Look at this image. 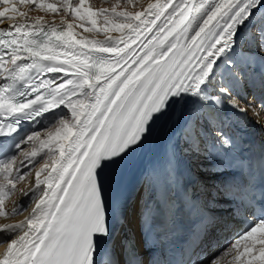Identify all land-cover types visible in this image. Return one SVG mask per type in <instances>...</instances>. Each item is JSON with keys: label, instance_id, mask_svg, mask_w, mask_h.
Returning <instances> with one entry per match:
<instances>
[{"label": "snow or ice", "instance_id": "6c2138e0", "mask_svg": "<svg viewBox=\"0 0 264 264\" xmlns=\"http://www.w3.org/2000/svg\"><path fill=\"white\" fill-rule=\"evenodd\" d=\"M137 4L114 0L110 8H97L88 0H0V135L61 105L71 113L70 119L54 117L43 134L22 136L14 145L18 154L0 159V218L20 213L23 204L12 199L17 194L33 199L22 220L0 223V243L7 241L0 264H97L101 253L102 264H119L103 247L113 235L107 191L155 116L169 105L193 113L202 102L227 103L241 113L252 107L250 102L242 107L227 86L216 95L208 89L218 67L231 81L251 67L250 50L237 52L238 37L244 44L255 42L264 57V0ZM32 8L53 19L30 16ZM77 28L102 38L80 35ZM47 73L65 75L57 82L45 79ZM185 134L195 143L201 136L198 122L189 121ZM215 135L221 145L229 144L223 133ZM41 154L44 161L36 167ZM27 165L32 170H25ZM236 169L238 178L222 182L223 193L254 197L252 163L237 161ZM25 181L27 191L18 187ZM259 184L264 199V160ZM123 252L125 264H143L130 242ZM228 255L230 264H264V216L237 233L222 254ZM208 264H222V257Z\"/></svg>", "mask_w": 264, "mask_h": 264}, {"label": "bare ground", "instance_id": "6f19581e", "mask_svg": "<svg viewBox=\"0 0 264 264\" xmlns=\"http://www.w3.org/2000/svg\"><path fill=\"white\" fill-rule=\"evenodd\" d=\"M49 2L57 3V0H49ZM114 2V0H88V5L93 7H105L110 8L111 3ZM148 0H138L137 7L140 5H146ZM154 2V0H153ZM59 6V5H58ZM21 10H26V6H20ZM30 16H37V15H44L46 19H53V14L48 13L45 14L44 12L39 11L36 8H32L29 11ZM59 14L55 15V19L58 22L59 21ZM102 23V21L98 18V24ZM85 27H90V25L85 22ZM245 34L248 33V29L243 30ZM77 32L80 35L84 36H95L96 38H102V34L98 33H89L85 32L83 28H77ZM113 35H118V33H113ZM79 38V36H77ZM250 50L249 52H257V45L255 42H251L248 44H244L241 42V38H237V52L241 49ZM258 53V52H257ZM56 79H59V75H55ZM214 85H211L208 89L209 95H216L218 94V89L221 86H227L231 89L232 94L237 96V99L240 101V104L242 107L246 106L249 102L251 103L252 107L249 108V110L246 113H241L235 108L230 107L227 103H222L221 105L217 106L214 104V102H202L197 107L199 108L198 113H193L190 109H185L181 111V109L177 106L169 105L168 110L163 114L159 115L157 114L155 118L150 122L149 125V131L145 135L143 142L140 143L141 145L139 151L138 147H134L130 152H128V158L125 163H120L118 168L115 171V178L111 183V186H109V189H113V193L116 192L117 197H120L122 199L124 198H130L127 199L130 205L134 206L136 209L139 207L140 202L137 195H143L146 196V198H150L152 196V189L149 188V184H152V178L150 176L149 170L146 166V164L138 165V160H140V157L149 156L150 153H145L143 151V147L146 144L151 143V147L154 142L159 141L160 147L162 149V154L166 156V158L171 163H176L180 167H182L185 172L188 173V176L190 177L191 183L193 184V188L196 192H199L204 195V199L202 201V207L207 208L206 201L207 197L212 196L211 201H215L216 203L224 202L223 199L220 198L219 192L217 191V185L213 188V190H207L203 189L201 185H203V182L200 180L195 179V171L198 168V164L190 161L187 158V155H183L182 148L183 144H188L189 142H192L185 134V129L188 127L189 121H197L198 122V130L201 133L200 138L197 140L201 142L203 146L208 147L210 149V153L205 156L206 161L199 164H209V166L212 168V165L216 167L217 173H213V177L216 178L217 183H219L223 175L231 176V175H238L237 172L229 171L227 170V165L224 160L225 154H230L232 156H236V149L235 146H233L231 142L232 136L236 135V132L232 133L231 128V119L228 118L225 114V111L229 110L232 111V113L235 116H238L239 118L243 119L246 122L254 121L256 126V133L261 135L264 140V111L261 109L263 108V105L261 104V101L264 100V81L262 77L258 75L257 70L254 67H250L242 79L239 81H231L228 77L227 73H223L221 75V69L217 68V75L214 78ZM243 82L246 84L244 85ZM249 85V86H248ZM247 86V88H246ZM55 115L56 118L60 116H64L65 118L70 119L71 113L70 110L64 106L61 105L58 108H55ZM56 119L52 124L49 126H52L55 124ZM203 127V129H200ZM52 128V127H50ZM37 129V126L35 125L32 129V132ZM49 129V128H47ZM43 130H39L42 134L44 133ZM221 132L223 133L222 138H227L229 140V144L227 146L221 145L220 141L217 140L215 133ZM206 133H209V136H206ZM193 143V142H192ZM196 143V142H195ZM28 145V144H27ZM192 145V144H191ZM201 145V146H202ZM190 146V145H189ZM186 147V146H185ZM30 150V146L26 148ZM188 150V149H187ZM208 151V150H207ZM44 156L41 154L40 157L37 158V162L35 164L36 167H39L40 163H43ZM32 165H27L25 170H32ZM46 173H42L45 175ZM238 178V176H237ZM33 183H34V173L31 177ZM209 181V180H208ZM214 182V180H213ZM210 181L209 185L213 183ZM132 185L131 194L127 195V192H124L126 186ZM29 184L27 181L23 182L22 184L18 185V187H22L27 191L29 188ZM210 189V188H209ZM211 193V194H210ZM13 200L17 202H21L23 204V208L21 209L20 213L18 215L9 217L8 221H5L3 218H0V223L4 222H13L22 220L24 216L29 214V211L31 207L33 206V199L32 196L29 195L28 197L24 198L21 197L19 194H17L15 197L12 198ZM210 201V202H211ZM208 202V200H207ZM7 205L9 208L13 207L12 201H8ZM135 209V210H136ZM217 212L222 213L221 218L224 219V213H229L226 216V226L227 232L230 231L232 228L238 229L239 226L237 223V220L234 218V209L227 208L226 206H221L218 208ZM224 221V220H223ZM243 222L244 220H239ZM238 221V222H239ZM223 222H221V225ZM131 224L128 225L130 227ZM222 228V227H221ZM225 230L222 231V234L225 236L224 242L228 237L226 236ZM221 234L218 236V238L215 241H220ZM6 240L3 243H0V254L3 253L4 247L6 244ZM232 242V241H230ZM230 244H227L226 248L222 251L221 254H219L216 257H222V264H230L231 262V256L228 255V259H226V256H222L223 253L229 248ZM105 250L111 251L113 255L116 253L117 247L115 245V242L112 237H109L108 240L104 243ZM228 247V248H227ZM219 246L217 245L216 248L211 249L210 254H215V252H219L220 249H218ZM208 254L200 260L198 263H204L207 260ZM102 257L103 253L99 254L97 256V264H102ZM215 258V257H214ZM206 259V260H205Z\"/></svg>", "mask_w": 264, "mask_h": 264}, {"label": "rangeland", "instance_id": "374dc122", "mask_svg": "<svg viewBox=\"0 0 264 264\" xmlns=\"http://www.w3.org/2000/svg\"><path fill=\"white\" fill-rule=\"evenodd\" d=\"M243 84L245 85L246 83L245 82H243ZM249 86V85H248ZM246 88H247V86H246ZM50 127H52V126H49L48 128H50ZM47 129V128H46ZM200 129H203V127H201ZM45 130V129H44ZM206 136H209V133H206ZM192 144V145H191ZM190 145V146H189ZM202 144H201V142H199V141H196V143H192V142H189L188 144H183L182 146H183V148H182V152H183V155H187V158L190 160V161H192V162H194V163H197L198 164V167L200 166L199 165V163H204L205 161H206V159H205V156L206 155H208V153H210V149H208V147H206V146H201ZM28 147H29V145H27ZM186 146V147H185ZM28 147H26V148H28ZM25 148V149H26ZM188 149V150H187ZM208 150V151H207ZM196 154V155H195ZM201 170L200 169H198L197 171H195L196 173H195V179H194V181H196V180H200L201 182H203V185H201L202 187H203V189H207V190H213V188H215L216 186L215 185H217L218 183H215V181H217L216 180V178H214L212 175H213V173H212V175H211V173H209L208 175H206V174H200L201 176H197L196 174H199V172H200ZM202 176L205 178V179H201L202 178ZM210 177H212V179H208V178H210ZM209 181H208V180ZM213 180H214V182H213ZM210 181H212L213 183L211 184V185H209V183H210ZM210 188V189H209ZM203 195V194H202ZM208 200V199H207ZM207 200H205L206 201V204H207V206L209 205H211V202H210V200H208V202H207ZM216 204H218V203H216ZM216 210H218V209H216ZM206 260V259H205Z\"/></svg>", "mask_w": 264, "mask_h": 264}]
</instances>
